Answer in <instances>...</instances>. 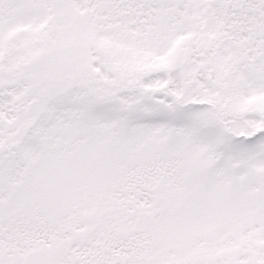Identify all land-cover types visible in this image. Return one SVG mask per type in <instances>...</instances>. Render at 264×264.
Masks as SVG:
<instances>
[{
	"label": "snow or ice",
	"instance_id": "1",
	"mask_svg": "<svg viewBox=\"0 0 264 264\" xmlns=\"http://www.w3.org/2000/svg\"><path fill=\"white\" fill-rule=\"evenodd\" d=\"M0 264H264V0H0Z\"/></svg>",
	"mask_w": 264,
	"mask_h": 264
}]
</instances>
